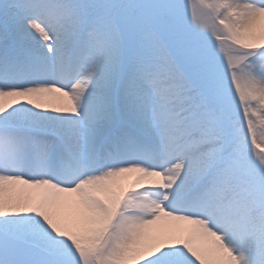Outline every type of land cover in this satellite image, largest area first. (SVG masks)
Listing matches in <instances>:
<instances>
[{
    "label": "snow or ice",
    "instance_id": "obj_1",
    "mask_svg": "<svg viewBox=\"0 0 264 264\" xmlns=\"http://www.w3.org/2000/svg\"><path fill=\"white\" fill-rule=\"evenodd\" d=\"M0 264H264V0H0Z\"/></svg>",
    "mask_w": 264,
    "mask_h": 264
}]
</instances>
